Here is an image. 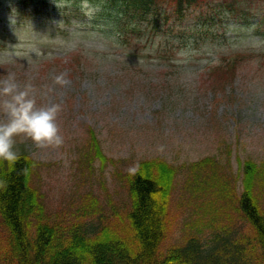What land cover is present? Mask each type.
<instances>
[{
  "label": "rangeland",
  "instance_id": "obj_1",
  "mask_svg": "<svg viewBox=\"0 0 264 264\" xmlns=\"http://www.w3.org/2000/svg\"><path fill=\"white\" fill-rule=\"evenodd\" d=\"M91 3L100 8L92 19L72 1L42 5V18L34 19L18 0H0V78L12 73L21 84L31 81L38 107L61 106V145L16 143L17 151L40 163L32 184L43 193L50 217L68 223L89 194L108 214V201L115 207L128 203L118 174L142 159L179 165L204 156L224 160L229 150L225 173L235 178L241 174L238 160L264 162V24L254 29L264 17V0L237 2V16L252 17L248 27L234 23L224 0H213L187 11L180 22L170 9L160 13L157 34L131 24L137 33L127 30L120 44L113 39L118 28L106 21L111 7L106 0ZM169 46L174 54L164 53ZM159 47L168 57L164 64ZM238 52L256 57L240 65L234 80L222 87L207 76L221 55ZM60 73L70 81L63 88L53 84ZM89 129L109 159L103 165L93 152L87 155ZM177 182L170 222L183 217L181 176ZM237 185L240 190V180Z\"/></svg>",
  "mask_w": 264,
  "mask_h": 264
},
{
  "label": "trees",
  "instance_id": "obj_2",
  "mask_svg": "<svg viewBox=\"0 0 264 264\" xmlns=\"http://www.w3.org/2000/svg\"><path fill=\"white\" fill-rule=\"evenodd\" d=\"M68 1L80 4V0H18L34 19L42 18L40 6ZM211 1L106 0L112 9L106 21L118 28L112 26L113 39L120 44L127 30L137 33L131 24L157 34L160 13L170 9L174 21L180 22L187 11ZM237 2L224 0L221 5L234 23L252 25V17L237 16ZM263 19H258L255 31ZM165 52L174 54L175 49L169 46ZM255 57L252 52L221 55L207 76L224 87L234 80L240 65ZM158 58L160 64L168 58L160 47ZM89 133L87 155L93 152L103 165L109 159L94 132L89 129ZM17 152L14 164L0 161V264H264V162L238 160L241 174L235 178L225 173L229 150L224 160L221 155L204 156L179 165L158 157L142 159L134 169L118 174L128 203L115 207L108 201V214L89 194L78 214L66 223L61 217H50L43 193L32 184L40 163L24 151ZM179 176L183 217L170 222Z\"/></svg>",
  "mask_w": 264,
  "mask_h": 264
},
{
  "label": "clouds",
  "instance_id": "obj_3",
  "mask_svg": "<svg viewBox=\"0 0 264 264\" xmlns=\"http://www.w3.org/2000/svg\"><path fill=\"white\" fill-rule=\"evenodd\" d=\"M79 7L88 19L100 11L91 0H80ZM66 75H54V86L66 87L70 83ZM60 111L61 106L56 103L37 106L31 81L21 84L12 73L0 78V161L11 165L18 160V139L29 140L36 146L61 145L63 137L56 122Z\"/></svg>",
  "mask_w": 264,
  "mask_h": 264
}]
</instances>
